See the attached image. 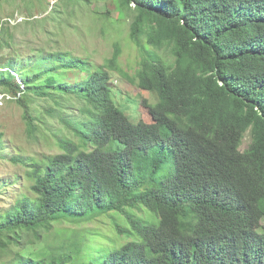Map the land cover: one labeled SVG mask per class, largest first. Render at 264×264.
I'll return each instance as SVG.
<instances>
[{
  "label": "trees",
  "instance_id": "trees-1",
  "mask_svg": "<svg viewBox=\"0 0 264 264\" xmlns=\"http://www.w3.org/2000/svg\"><path fill=\"white\" fill-rule=\"evenodd\" d=\"M117 9L134 13L129 38L144 57L126 77L156 93V104L143 102L154 124L132 122L113 100L118 45L102 66L68 51L0 59V88L20 96L30 135L44 128L60 150L0 155L24 167L31 193L0 213V233L25 229L42 243L57 224L113 214L125 225L112 218L115 237L100 236L108 244L72 228L48 255L4 264H264V0H120ZM1 33L0 49H12ZM29 95L52 101L60 127L34 116Z\"/></svg>",
  "mask_w": 264,
  "mask_h": 264
},
{
  "label": "rangeland",
  "instance_id": "rangeland-1",
  "mask_svg": "<svg viewBox=\"0 0 264 264\" xmlns=\"http://www.w3.org/2000/svg\"><path fill=\"white\" fill-rule=\"evenodd\" d=\"M119 1L91 0V3H86L83 0H0V28H7L6 39L13 37V48L0 49V59L5 62L14 55L25 58L37 50L68 51L102 66L112 57L115 46L118 45L121 72L112 74L110 84L113 100L132 122L144 121L153 125L155 121L143 102L156 104V93L140 89L126 77L133 78L144 55L129 38L134 13L127 11L125 17H120L117 9ZM2 38L1 33L0 48ZM142 42L146 43L145 37ZM158 53L164 58H173L169 50L163 49ZM19 97L0 88V136L4 141L0 155L11 156L17 153L25 157L41 158L44 155L59 153L51 132L42 128L36 135H30L24 119V109L17 101ZM28 97L34 116L40 115L49 126L60 127L58 119L52 118L47 112L48 107L52 105L50 99L43 101L35 95ZM75 106H79V102H76ZM249 142L250 133L247 132L241 151L248 147ZM14 147L19 151H15ZM24 172L22 165L13 164L0 157V213L8 211L17 199L31 195ZM119 196L127 199L130 192L121 190ZM113 217L118 224L125 225L120 215L113 214L101 215L96 220L80 226L57 224L47 242L42 243H38L33 233L25 229L0 233V243L3 244L0 246V264L11 261L19 253L34 257L48 255V244L52 243L58 234L62 240L72 228L88 238L108 244L100 236L115 237ZM260 224L259 222L256 226Z\"/></svg>",
  "mask_w": 264,
  "mask_h": 264
}]
</instances>
